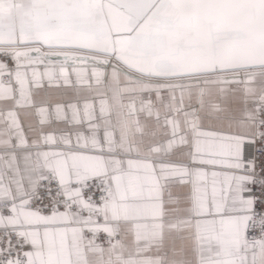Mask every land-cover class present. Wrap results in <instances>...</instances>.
<instances>
[{"label":"snow or ice","instance_id":"6c2138e0","mask_svg":"<svg viewBox=\"0 0 264 264\" xmlns=\"http://www.w3.org/2000/svg\"><path fill=\"white\" fill-rule=\"evenodd\" d=\"M0 264H264V0H0Z\"/></svg>","mask_w":264,"mask_h":264}]
</instances>
